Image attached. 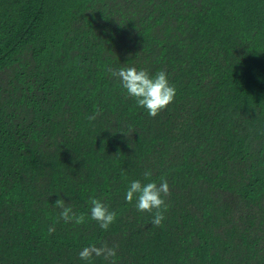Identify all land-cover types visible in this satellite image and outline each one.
<instances>
[{
    "label": "trees",
    "instance_id": "16d2710c",
    "mask_svg": "<svg viewBox=\"0 0 264 264\" xmlns=\"http://www.w3.org/2000/svg\"><path fill=\"white\" fill-rule=\"evenodd\" d=\"M121 67L174 101L150 117ZM134 180L168 182L162 226ZM0 264H264V0H0Z\"/></svg>",
    "mask_w": 264,
    "mask_h": 264
},
{
    "label": "clouds",
    "instance_id": "9594fccd",
    "mask_svg": "<svg viewBox=\"0 0 264 264\" xmlns=\"http://www.w3.org/2000/svg\"><path fill=\"white\" fill-rule=\"evenodd\" d=\"M112 76L120 80L123 90L127 96L135 99L137 105L145 109L150 117H156L161 111L172 103L176 96V89L170 85L167 73L159 71L155 75H150L146 70H138L136 67H121L112 71ZM101 109L96 110V114L88 117L95 120ZM152 173L146 171L144 177L147 180ZM169 184L163 180L159 185L155 182L142 184L140 180L130 183L125 200L132 203L135 199V207L139 212L153 214L152 224L155 227L162 226L166 202L164 197L169 194ZM90 218L95 221L101 229L107 230L114 223L116 213L109 211L108 207L99 199L90 200ZM55 207L59 208L60 217L65 223L74 222L81 224L84 222L83 215H76L72 207L65 203L64 199H57ZM49 233L55 231L54 226H50ZM117 254L115 246L102 244L101 246L89 245L79 252L80 259L91 261L93 257H103L105 260L114 258Z\"/></svg>",
    "mask_w": 264,
    "mask_h": 264
}]
</instances>
